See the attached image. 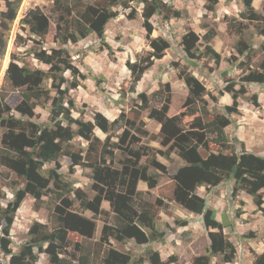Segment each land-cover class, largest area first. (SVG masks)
Here are the masks:
<instances>
[{
	"label": "trees",
	"instance_id": "16d2710c",
	"mask_svg": "<svg viewBox=\"0 0 264 264\" xmlns=\"http://www.w3.org/2000/svg\"><path fill=\"white\" fill-rule=\"evenodd\" d=\"M4 1L6 10L0 15V58L6 53L7 33L16 19L20 5L18 0ZM240 1L243 7L241 19L254 22L257 25L256 34L263 38L258 48L262 59L253 66L252 58L257 50L251 43L242 38L238 39L234 51L237 57L244 60L238 62L236 57H232L226 61L241 71L239 86L236 88V82L227 80L225 73L223 74L226 81L222 93L229 94L232 101L230 106L223 108V114L211 113L207 109L204 86L190 72L182 70L178 78L185 84L187 96L182 111L173 116H169L168 95L158 100L159 107H153L141 93L138 95L140 104L137 109L129 116L120 113L112 122L99 112L93 115L92 122L72 117L70 108L66 105L67 87L64 74H71L73 82L70 88H76L78 72L65 46L76 44L94 34L111 56L113 51L105 43L104 33L106 24L118 17L119 13L114 8L120 6L126 9L129 3L141 4L142 27L151 51L145 58L126 63L130 72L128 92L135 93L136 85L144 72L153 65L154 60L161 59L169 48L168 42L163 38H150V19L158 15L167 21L180 16L179 11L163 0H53V38L58 47L50 51L38 47L49 34L50 19L38 7L29 10L22 17L20 30L38 40L35 42L36 48L31 50L33 59L48 66V69L31 70L25 65L20 66L17 64L16 54L12 52L0 87V166L24 181L23 188L13 191L11 202L5 207L0 204V255L7 259V264H37L39 254L46 255L49 264H96L97 260L101 264H145V261L148 264H171L177 261L175 257H170L166 262L162 261L156 251L150 250L144 256L131 258L128 254L114 249L109 243L110 239L118 243L133 240L140 245L163 242L164 232L157 231L155 225L156 213L152 207L143 203L144 193L136 190L138 182L145 183L149 190L153 189L158 178L168 174L166 168L157 162L156 152L143 145L142 140L148 136L145 123L141 119L144 111H147L149 120L160 126L162 144L168 146L165 155L174 151L182 162L176 172L169 176L174 183L173 201L187 212L201 217V224L209 241L206 254L194 257L191 264H211V258L217 256L224 264L233 262L235 246L223 234V225L215 219L214 211L207 207L205 199L198 196L196 191L201 187L206 190L214 189L233 180L231 198L235 200L239 192H244L252 197L256 211L264 216V157L248 153L237 138H233L231 142L224 131L233 123L231 115L238 114V99L247 94L246 86H264V16L252 7L254 0ZM207 9L213 10L210 6ZM262 11L264 12V4ZM135 16L136 13L132 10L127 18L134 20ZM215 36L216 31L208 28L202 41L205 43V53L219 66L220 56L210 45ZM197 40L198 37L193 32L182 38L180 44L188 61L199 57L194 48ZM14 42L20 46L26 43L25 38L20 35L16 36ZM48 81L49 88L46 87ZM13 92L20 97V102L14 107L20 118L12 114V109L6 103V99ZM156 95L157 93L153 94ZM248 101L258 106L256 95L250 96ZM48 102L50 125H38L30 121L35 108ZM95 129L107 135L103 142L94 135ZM118 130H122L118 141L110 145L126 155L119 159L120 168L102 165L105 164L103 156L111 154L108 150L112 137L110 134ZM75 137L87 143L84 159L82 152L73 151L71 142ZM210 144L218 150L212 152ZM233 144H239V152L232 147ZM62 157L70 160L71 167H89L92 172L91 189L95 192L92 200L79 190L72 191L82 211H91L92 219L95 220L99 216L100 203L105 200L113 213L112 224L103 225L99 239L91 244L85 241L91 240L96 231L94 220L70 211L72 201L66 198L70 191L65 190V187L60 191L57 183L60 175L57 165ZM46 164H55V168L50 169L48 175L44 176L41 172ZM148 167L159 173H149ZM50 181H53L55 189H59L56 193L59 204L51 215L50 225L33 222L27 231L26 242L16 253L12 252L9 233L17 209L26 195L34 199L35 207L38 208L39 202L46 196ZM10 184L12 187L19 186L17 181H10ZM2 197L0 190V198ZM237 203L240 206L243 204L242 201ZM159 207L165 211L168 209V205ZM240 213L237 210L236 216ZM181 224L186 226V222ZM71 232L84 240L74 248L78 255H71L76 263L64 257L70 246L68 234ZM248 237L254 236L250 233L242 238ZM253 255L252 264H264V253Z\"/></svg>",
	"mask_w": 264,
	"mask_h": 264
},
{
	"label": "rangeland",
	"instance_id": "374dc122",
	"mask_svg": "<svg viewBox=\"0 0 264 264\" xmlns=\"http://www.w3.org/2000/svg\"><path fill=\"white\" fill-rule=\"evenodd\" d=\"M18 1L20 5L16 19L11 24L10 30L7 33L6 53L4 57L0 58V87L3 82L4 73L9 65L12 52L16 54L18 58L17 64L20 66L25 65L31 70L42 69L47 71L48 69V66L34 60L31 54V50L36 48L35 42H38V40H35V37L29 35L27 32H22L20 30V20L29 10L38 7L44 15L50 19L49 34L38 47L46 49L47 51L58 47V45L54 43L53 38L55 29L53 24L55 16L52 15L51 12L53 0ZM163 2L179 11L180 16L179 18L167 21L163 20L162 17L158 15L150 19L152 26L150 38H163L168 42L169 48L164 52L161 59L154 60L153 65L144 72L141 80L136 85L135 93L128 92L130 72L127 69L126 63H133L137 59L145 58L151 51L149 43L146 40V32L142 27L141 4L129 3L126 9L120 6L114 8V10L119 13L118 17L114 20H110L106 24L104 33V41L113 51L111 56L108 55L107 49L102 46V43L94 34H90L76 44H67L65 46L72 60V64L78 72V86L76 88H70L73 82L71 74H64L67 87H63L67 89L66 105L70 108L72 117L92 122L93 115L99 112L112 122L120 113L129 116L132 111L137 109V106L140 104L138 95L141 93L145 95L150 101V105L153 107H159L158 100L168 95L170 97L169 116H173L182 111L187 96V88L183 81L178 78L182 70L190 72L204 86L206 94L204 99L207 103V109L211 113L223 114V108L231 105L224 104L225 100L228 99L230 95L228 94V96L227 93H222V88L226 81L223 76L229 75L230 78H227V80L231 79L235 81L237 84L236 88H238V78L241 75V71L226 60L229 58L232 59V57H236L238 62L244 60V58L237 57L234 51V46L239 38H242L245 42L251 43L252 45L260 43V41L256 39H260V36L256 34L255 30L257 25L254 22L241 19L240 13L243 7L240 0H211L210 2L204 0H163ZM263 4L264 0H254L252 3L255 8L254 10L264 16V12L262 11ZM208 6L212 7L213 10L209 11L207 9ZM5 10V1L0 0V15ZM132 10L135 11L136 16L134 20H129L127 15ZM208 28H213L216 31V36L210 42V45L220 56L221 60L219 66H216L212 57L204 51L205 43L202 41V36ZM189 32H193L194 35L198 37V40L194 44V48L198 51L197 55H199V57L193 61L187 60L180 44L182 38ZM17 35L25 38L26 43L24 45L20 46L15 44L14 41ZM258 48L259 46L256 49L257 53L252 58L253 66H256L262 59ZM224 73L225 75H223ZM251 85L257 87L255 84ZM166 86H168V89ZM46 87H50L49 81L46 83ZM246 90L247 94L238 99V105L240 103L239 107L241 105H249V109L259 115V122L264 124L263 103L262 106L259 101H257L258 106L251 104L248 98L254 94L249 92L248 86H246ZM155 93H157V95L153 96ZM214 99H216V102ZM19 102L20 97L16 92L11 93L6 99V103L12 109V114L18 118H20V116L14 111V107ZM49 105L50 103L48 102L42 106H37L34 110V116L30 121L43 126L50 125L48 113ZM239 110L240 108H238V114L231 115L233 123L232 126L226 130L230 141L233 138H237V130H243L241 127H243V124L246 122L245 119H241L244 117L245 113L241 114ZM246 113L248 114V111ZM147 116V111L141 113V119L144 121L145 130L148 133V136L142 140L143 145L156 152L157 162L166 168L168 174L161 175L158 178L155 188L149 190L146 184L138 182L136 190L144 193L143 203L152 207L153 211L156 213L155 225L157 231L164 232L163 242H149L140 245L136 244L133 240H126L122 243H118L110 239L109 243L114 249L128 254L131 258L136 259L137 257L144 256L145 252L150 250L156 251L162 261L166 262L170 257H175L177 261L171 264H190V261H192L191 259L194 257L206 254L209 241L202 227L201 217L187 212L173 201L174 183L169 176L176 172L182 162L178 159L174 151L169 153V155H165L168 146L162 144V139L159 136L160 126L156 122L149 120ZM121 133L122 130L111 132L110 135L112 137L108 144V150L111 154L103 156L105 164L102 165H112L116 168H120L119 159L125 157L126 154L122 150L118 151L112 148L110 143H116ZM241 134L237 133V135L242 138L249 153L258 154L262 148L264 137H254L248 132H242ZM94 135L101 142L107 137L106 134L101 133L97 129L94 130ZM71 145L73 146V151L82 152L81 155L84 159L87 143L81 138L75 137ZM209 147L212 152L218 150L214 145L210 144ZM232 147L237 152L240 151L239 144H233ZM83 163H86V161L83 160ZM70 165L71 162L66 157H62L58 162L57 172L60 175L57 177V183L59 184L60 191L64 187L65 190L68 189V192L70 191V193L66 194V198L72 201V208L70 211L81 214L88 219H92V212L89 210L82 211L79 207V202L75 199L73 194L74 191L79 190L86 194L89 200L93 199L95 192L91 189V185L93 184L92 172L89 167H71ZM53 168H55V164H46L41 173L47 176L48 171ZM148 172L151 174L159 173V171L151 167H148ZM10 181L19 182V186L12 187ZM226 183L227 182H225V185L209 190H206L204 187L199 188L196 194L205 199L207 207L210 209L212 204L220 201L222 202V198L218 194L224 192L226 195V203L230 205L232 202L231 188H229ZM23 186L24 181L22 179L16 178L13 173L9 174L7 169L0 166V190L3 194V197L0 198V204L2 207H5L8 202L13 200V191L21 189ZM58 192L59 189H55L53 181H50L46 196L41 199L38 208L35 207V201L30 195L25 196L15 213L14 222L9 233L12 241V252L16 253L20 246L26 242L28 239L27 231L33 222L50 225L51 215L56 205L59 204L56 198V193ZM159 205H168V209L166 211L162 210ZM99 210L98 218L95 220L92 219L95 222L96 231L91 240L85 241L86 243L91 244L97 241L100 237V231L103 225L112 224L111 218L113 213L109 203L102 200ZM213 211L215 213V210ZM229 211H232L230 207ZM254 214L262 215L256 211H253V215ZM248 219L252 221L254 217L249 216ZM223 220L226 222V217H223ZM182 222H186V226H182ZM252 225H257L259 229H262L264 227V222L255 220ZM231 228L233 229L232 225ZM249 234L250 233L237 236V243L239 240L247 239L242 237ZM251 234L254 236L253 233ZM253 238H255V236ZM68 239L70 241V246L67 248L64 257L76 263V260L71 255H78L74 248L84 240H82L81 236L72 232L68 234ZM251 241L255 243V240ZM250 253L255 254L253 250H250ZM0 262L2 264H7V259H3L0 255ZM238 263L245 264V260L243 261L242 259ZM37 264H49L46 255L39 254ZM96 264L101 263L97 260ZM145 264H148V262L145 261ZM211 264L224 263H222L220 257L217 256L211 258Z\"/></svg>",
	"mask_w": 264,
	"mask_h": 264
},
{
	"label": "crops",
	"instance_id": "0c3cea01",
	"mask_svg": "<svg viewBox=\"0 0 264 264\" xmlns=\"http://www.w3.org/2000/svg\"><path fill=\"white\" fill-rule=\"evenodd\" d=\"M252 7L254 8L253 5H252ZM256 39L259 40L260 43H256V44L252 45L255 50L263 42V38L261 36H260V39H258V38H256ZM226 78H230L229 75H226ZM253 86L254 85L248 86L249 92H251V94H254L257 96V101H259L261 106H262V103L264 105V86H259V85H257V87H253ZM229 97H228V99L225 100L224 104H231L232 103L231 97H230V99H229ZM239 105H240V103H239ZM239 105H238V108H240L239 112H241V114L245 113L244 117L241 116L242 117L241 119H245L246 122L243 124V127H241L243 130H237L236 136L239 139V140L238 139L237 140L240 141L241 143H243V145L245 147V144H244L242 138L239 137L237 135V133L241 134L242 132H244V133L248 132V133H251L254 137H264V124L259 122L260 121L259 115H257L256 112H253L251 109H249V107H248L249 105H247V104L241 105L240 107H239ZM247 111H248V114L246 113ZM240 122H243V121H240ZM231 126H232V124H230L229 126H227L225 128L224 131H225L226 136H227L226 130L229 129ZM227 138H228V136H227ZM245 150L249 153V151L246 149V147H245ZM250 154H252V153H250ZM252 155H254L256 157H264V142H263L262 148L258 152V154H252ZM181 165L182 164H180L179 167ZM221 185H225V183L220 184L219 186H221ZM226 185L232 189V187L234 185V181L233 180L229 181L226 183ZM218 195L221 196L222 202L221 201L218 203L214 202L215 204H212L210 207H211V209L215 210V219L223 225V233H224L225 237L236 248V254H235L234 260L232 263H228V264H239L238 262L241 261L242 259H243V261L245 260V264H252V262L254 261V256L252 253H250V250H253L255 252V254H258V255L264 253V227L262 229H259L257 227V225H252V224L255 220H260V221L264 222V217H262V215H258V214L253 215V211L254 212L256 211V207L253 204L252 197L245 194L244 192H239V194L235 200H233L231 198L232 202L230 205H228L226 203V195L224 192L220 193ZM198 196H200V195H198ZM219 196H217V197H219ZM237 201H242L243 204L240 206L239 203H237ZM248 204H249V207H248ZM229 207H230V209H232V211H229ZM263 207H264V205H263ZM235 210L236 211L240 210L241 213L239 216H236ZM257 213H260V212H257ZM225 214H226V216H225ZM249 216L254 217V219L252 221H250L248 219ZM223 217H226V222H224ZM231 225H232L233 229L231 228ZM247 233H253L255 238L256 237H258V238H256V239L255 238H247L244 240H239L237 243V241H236L237 236H242V235H245ZM251 240H255V243H252ZM190 264H191V261H190Z\"/></svg>",
	"mask_w": 264,
	"mask_h": 264
}]
</instances>
